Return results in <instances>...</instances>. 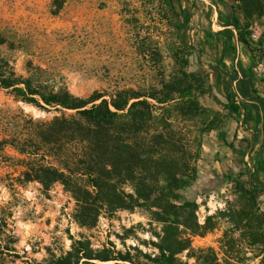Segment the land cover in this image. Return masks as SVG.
<instances>
[{
  "label": "rangeland",
  "instance_id": "1",
  "mask_svg": "<svg viewBox=\"0 0 264 264\" xmlns=\"http://www.w3.org/2000/svg\"><path fill=\"white\" fill-rule=\"evenodd\" d=\"M223 1L244 23L239 0H0V36L5 41L0 53L17 75L84 98L94 93L110 98L124 89L160 90L181 71L208 75L212 95L208 69L221 66L222 57L211 59L200 46L205 31L220 25L215 14L225 11ZM249 32L254 67L264 59V14L250 21ZM234 36L236 45L245 47L238 29ZM206 107L215 132L227 128L231 116L239 119ZM247 113L250 126L244 117L241 124L251 129L252 142L244 162L261 185L264 116L262 127L255 129L256 116ZM55 115L60 112L41 110L0 89V139L27 134L32 118ZM211 132L203 136L197 179L182 191L197 204L183 216L194 232L179 226L178 237L188 248L173 254L159 248L163 223L150 210L102 212L95 226H81L74 218L77 202L62 184L46 190L37 181H24V156L12 146L0 150V218L7 221V235L0 239L14 247L0 256V264H49L53 255L71 249L72 237L95 250L130 251L140 264H161L169 257L172 264H264V243L256 241L258 233L264 235V191L255 203L232 177L242 170L213 169L216 158L204 147ZM242 179L246 183L249 178Z\"/></svg>",
  "mask_w": 264,
  "mask_h": 264
},
{
  "label": "trees",
  "instance_id": "2",
  "mask_svg": "<svg viewBox=\"0 0 264 264\" xmlns=\"http://www.w3.org/2000/svg\"><path fill=\"white\" fill-rule=\"evenodd\" d=\"M239 2L245 21L233 17L232 25L251 56L253 49L247 39L250 21L263 16L264 4L262 0ZM4 42L0 36V45ZM188 63L186 59L183 64ZM239 72L242 77L236 90L228 93L227 102L220 103L227 109L230 103L240 104L247 113L251 102L257 112H264V97L255 86V75L240 62L239 71L231 70L232 82ZM207 78L201 72L181 71L160 90L144 93L124 89L110 98L101 93L84 98L17 75L0 53V89L11 90L19 101L41 110L60 112L50 120L32 118L29 132L0 139V150L12 146L24 156V181H37L46 190L62 184L77 202L74 218L81 226H95L102 212L146 208L163 223L159 248L170 254L183 251L188 245L179 239L178 228H191L183 216L197 204L182 191L197 179L203 136L216 129L214 121L207 119L210 109L201 100L210 92ZM244 120L250 126V114H245ZM246 175L249 189L242 181ZM232 177L255 203L259 202L264 186L247 168ZM6 228V219L0 218V238L7 235ZM72 240L70 250L53 255L48 263L140 264L130 251L95 250L84 240ZM256 241L264 243V235L258 233ZM6 242L0 239V256L14 250ZM171 260L169 257L161 264H172Z\"/></svg>",
  "mask_w": 264,
  "mask_h": 264
},
{
  "label": "crops",
  "instance_id": "3",
  "mask_svg": "<svg viewBox=\"0 0 264 264\" xmlns=\"http://www.w3.org/2000/svg\"><path fill=\"white\" fill-rule=\"evenodd\" d=\"M224 6V12H216L215 16L218 19L219 15V24L217 28H213V32H206L204 41L201 43L202 51L206 54H209L208 57L214 59L215 57H222L221 66L214 64L211 68L208 69L210 83L212 84V95L207 94L202 97V103L205 106L212 107L214 109L223 110L225 113L231 112L232 115L236 116L239 119L231 116L227 121V128H221L218 132L212 130L209 136H207L204 147L207 152H210V157H215L214 159V170L218 171V168H222L224 172L231 173L233 170H244L246 168V163L244 162L245 155L247 150L250 147L252 142V131L251 129L246 130L242 124V118L246 114L245 108L236 103H230L229 109L225 108L222 103L227 102V95L230 91H235L239 80L242 77V74L239 72L238 78L232 82L231 80V70L234 68L239 71V63L242 62L244 68H246L249 73L255 75L256 78V88L260 96L264 97V59L261 62H258L257 66H254L252 59L247 56L245 48L241 45H236L234 32L236 33V28L233 23L234 12L232 8L228 5L227 2L222 3ZM181 16V11L177 12V17ZM209 23L206 20V25ZM196 30V29H195ZM194 31V30H193ZM195 42L196 39L193 38ZM200 44V43H197ZM208 45V46H207ZM209 49V52H208ZM214 63V62H212ZM216 99V100H215ZM240 100L239 97L236 98ZM251 103V102H249ZM248 103L247 112H251L253 116H260V120H252V125L255 129L262 127V117L264 112L260 109L258 112L255 108ZM233 144L229 146L227 142ZM204 151V154H208ZM223 157L221 160L220 158ZM262 169L260 174L264 175V156L261 158ZM214 172V171H213ZM258 181V180H257ZM264 180L262 184L264 185ZM259 182V181H258Z\"/></svg>",
  "mask_w": 264,
  "mask_h": 264
}]
</instances>
